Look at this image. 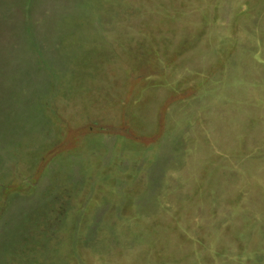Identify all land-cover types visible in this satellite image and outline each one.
Segmentation results:
<instances>
[{
    "label": "rangeland",
    "instance_id": "1",
    "mask_svg": "<svg viewBox=\"0 0 264 264\" xmlns=\"http://www.w3.org/2000/svg\"><path fill=\"white\" fill-rule=\"evenodd\" d=\"M6 3L0 264H264V0Z\"/></svg>",
    "mask_w": 264,
    "mask_h": 264
},
{
    "label": "trees",
    "instance_id": "2",
    "mask_svg": "<svg viewBox=\"0 0 264 264\" xmlns=\"http://www.w3.org/2000/svg\"><path fill=\"white\" fill-rule=\"evenodd\" d=\"M6 1L8 2L9 0H0V3H3V4H6V5H7ZM0 27H1V26H0ZM2 29H3V28H1V30H0V34L3 33V32H2ZM2 43H3V40H2Z\"/></svg>",
    "mask_w": 264,
    "mask_h": 264
}]
</instances>
